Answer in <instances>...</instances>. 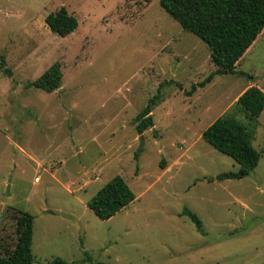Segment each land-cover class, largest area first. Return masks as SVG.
I'll return each instance as SVG.
<instances>
[{
	"label": "rangeland",
	"instance_id": "obj_1",
	"mask_svg": "<svg viewBox=\"0 0 264 264\" xmlns=\"http://www.w3.org/2000/svg\"><path fill=\"white\" fill-rule=\"evenodd\" d=\"M61 6L78 23L66 36L44 21ZM0 54V247L14 240V206L33 215L32 264H89L84 251L105 264L264 262V109L245 177L215 179L238 164L201 137L222 114L248 122L235 102L264 91V31L232 73L198 85L216 69L209 48L159 0H0ZM54 62L57 89L29 85ZM156 93L139 133L133 119ZM116 174L134 199L101 219L86 201Z\"/></svg>",
	"mask_w": 264,
	"mask_h": 264
},
{
	"label": "trees",
	"instance_id": "obj_2",
	"mask_svg": "<svg viewBox=\"0 0 264 264\" xmlns=\"http://www.w3.org/2000/svg\"><path fill=\"white\" fill-rule=\"evenodd\" d=\"M159 4L184 30L195 34L209 48L210 58L216 69L198 85L208 82L215 74L232 73L257 36L264 31V0H159ZM44 21L59 36H66L78 24L77 19L63 6L49 12ZM0 70L10 75L1 54ZM246 76L252 78L250 74ZM61 78L60 65L54 62L29 85L50 92L59 87ZM194 88L193 85L191 90ZM158 100L159 95L156 93L134 117L137 132L141 133L153 125L151 110ZM235 103L244 111L247 123L231 114H222L201 133L204 141L238 164L235 171L218 173L214 177L217 180L239 179L249 175L260 158V152L252 144L253 130L250 125L264 109V91L256 85H250L237 97ZM159 164L162 167L163 160ZM133 199L134 193L124 178L116 174L86 201V206L99 218L108 219ZM181 214L194 223L196 230L203 232L202 222L194 212L184 207ZM7 218L12 221L15 237L12 244L2 243L0 264H32L33 215L10 206L7 208ZM7 237L0 236L4 241ZM83 260L89 264H105L93 260L86 251ZM49 264L69 263L55 257Z\"/></svg>",
	"mask_w": 264,
	"mask_h": 264
},
{
	"label": "water",
	"instance_id": "obj_3",
	"mask_svg": "<svg viewBox=\"0 0 264 264\" xmlns=\"http://www.w3.org/2000/svg\"><path fill=\"white\" fill-rule=\"evenodd\" d=\"M142 146H143V140H142V135H140V142H139L137 150H140Z\"/></svg>",
	"mask_w": 264,
	"mask_h": 264
}]
</instances>
